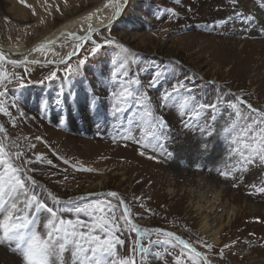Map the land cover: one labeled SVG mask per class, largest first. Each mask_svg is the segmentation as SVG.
Here are the masks:
<instances>
[{"label":"rangeland","instance_id":"1","mask_svg":"<svg viewBox=\"0 0 264 264\" xmlns=\"http://www.w3.org/2000/svg\"><path fill=\"white\" fill-rule=\"evenodd\" d=\"M101 1L0 0V46L30 48ZM92 40L101 45L96 53ZM2 54L0 72L7 79L0 80V142L6 155L0 154V161L19 168L15 175L25 182L16 216L33 220L30 227L42 236L47 232L50 215L35 203L25 207L23 193L36 195L62 219L79 221L80 231L110 239L115 253L110 259L116 264L122 259L135 264H263L264 164L255 159L240 167L237 162L241 152L247 156L251 151L245 145L253 144L244 126L255 121L254 131L264 128L259 116L264 111V0H129L121 16L66 63L28 68ZM81 59L85 63L78 74H68L69 84L64 68L77 67ZM156 70L165 71L150 85ZM52 71L57 78L46 80ZM181 84L180 95L197 106L183 115L163 99ZM62 86L78 92L82 101L94 94L92 110L56 108L52 100ZM124 87L134 98L118 95ZM145 104L166 125L160 147L148 143L146 126H134ZM199 105L218 107L200 111ZM234 111L249 119L237 121L236 133H223ZM206 123L214 127L202 135L199 129ZM198 141H207L209 151L201 153ZM132 155L144 157L149 175L114 170L112 162L126 167ZM5 168L0 162V173ZM229 171L227 177L220 175ZM203 179L210 186L199 183ZM69 201L86 211H72ZM204 222L207 233L201 230ZM156 228L162 232L147 231ZM157 239L161 243H154ZM21 258L14 242L0 243V264H21ZM64 261L78 264L70 252Z\"/></svg>","mask_w":264,"mask_h":264},{"label":"snow or ice","instance_id":"2","mask_svg":"<svg viewBox=\"0 0 264 264\" xmlns=\"http://www.w3.org/2000/svg\"><path fill=\"white\" fill-rule=\"evenodd\" d=\"M124 2L126 3L127 0H124ZM121 11V7L117 6L112 19L118 17L121 14ZM70 35L76 39H83L85 41L88 39V37H75L74 34ZM105 43L112 44L115 42L112 40H107ZM92 44L95 46L91 49V52L96 53L101 48V45L95 40H92ZM44 47V45H41L40 48L36 50L42 51ZM77 47H79V45ZM118 47H120L123 52H128V49L123 45H118ZM73 54L74 53L69 54V60ZM3 58V54L0 53V60ZM13 63L16 62L13 61ZM33 63H36V61H33ZM61 63H66V61H61ZM84 63L85 60L81 59L79 60L77 67H72L71 64H68L67 67L64 68L66 76H68V74H78L79 67L84 65ZM164 71L165 70H156L154 72L153 80L149 82L150 85L159 80L164 74ZM123 75L127 77L128 73L125 71ZM56 78L57 71H52L45 79L53 81ZM5 79H7V74L0 72V80ZM68 83L71 84L70 76H68ZM183 87L184 86L182 84L179 85V88L174 87L172 92L166 93L163 97L166 103H171L176 106L182 115L186 114L183 110H195L197 107L191 98L182 97L180 95V89ZM0 95H2V93H0ZM118 95L125 99L127 97L134 98V93L127 87H124ZM235 99L243 103L239 96H237ZM52 103L58 109L83 105L85 108L91 111L92 105L95 104V99L94 94L92 97L85 95L82 101L78 92H73L71 90L66 92L64 90V86H62L57 91ZM136 103L139 104L142 103V101L136 100ZM217 107V105H199L200 111H204L206 108H211L214 111ZM230 107L232 109H237L236 104H232ZM249 107L251 108L252 106L249 105ZM116 111H120L119 107H117ZM253 111L256 110L253 109ZM208 115L211 116L210 113ZM259 116L261 117L260 123L264 124V111L259 112ZM241 119L247 120L249 118L242 116L239 111H234L232 113L231 122L227 123V126L222 128V132L229 135L236 133L237 121ZM254 124L255 121L244 126V134L252 133L251 139L253 144L245 145L251 149L247 156H245L242 152L239 154L240 159L237 163L240 165V167H242L245 163H252L255 159H258L262 164H264V128H259L257 126L258 130L254 131ZM134 126L137 127V130H139L141 126H146L151 133L150 137H148L147 133L145 134L146 137H148V143L151 144L153 141H155L154 147H160V137L165 135L163 129L166 125L164 122L155 117L152 109H150L146 104L143 105L142 111L138 115V118L134 119ZM185 127L190 128L191 124L186 121ZM212 127L214 126L208 125L206 123L205 126L199 130L201 131V134L204 135L207 134ZM0 131H3L2 126H0ZM213 134L217 135L218 133ZM197 148L199 151H201V153L209 151L208 142L198 141ZM0 154L6 155L2 142H0ZM19 156H22V154H18V158ZM0 162L6 164V168L4 169L3 173H0V213H4L3 218L0 219V233H2L0 234V243L14 242L16 250L21 253V264H65L64 256L67 252L71 253V257L74 258L78 264H85V262H87V264H116L114 260L110 259L115 254L113 252L114 246L110 239L105 238L102 240L99 235L90 236L89 234L80 231L79 221L74 224L70 219H62L58 210L48 207L45 203L38 202L36 195L28 197L27 193H23L26 197L25 207H31L35 203L39 209L45 210L50 215L51 218L48 219L47 223L44 225V227L47 229V232L42 236L35 227H30V225H34L35 223L33 220H29L28 217L25 216H16L15 213L19 211L18 204L16 202L17 197L23 192V189L25 188V182L15 175L16 172L20 171L19 168H14L11 164H7L6 161ZM233 167L236 171L240 170V168L236 167L235 165ZM229 174L230 171L220 173V175L225 177H227ZM32 182L35 183L34 180ZM261 190L264 191V189ZM108 195L115 197L117 194L110 192ZM53 199L59 203L58 198L53 197ZM68 203L74 205L72 211L76 213L86 211L85 207L76 205L73 201H69ZM87 207L93 209L98 208L96 205H88ZM99 210L103 211L102 208ZM128 211L129 210L127 207H125L123 218L126 220V222ZM147 231L156 234H160L162 232V230L159 228ZM165 235L168 237H174L177 241L184 244L185 247H189L185 241L180 240V238L175 236L174 233L167 232ZM82 241L88 244L87 248L84 247ZM117 243L123 245L124 241L117 240ZM154 243H161V241L157 239L154 241ZM208 247L211 248V245H208ZM133 251H135V247L133 248ZM143 251L144 249L141 247V252ZM89 252L91 255H89ZM199 255L200 253H197V256ZM205 259L207 258L205 257ZM119 264H135V261L133 259H122L119 261Z\"/></svg>","mask_w":264,"mask_h":264},{"label":"bare ground","instance_id":"3","mask_svg":"<svg viewBox=\"0 0 264 264\" xmlns=\"http://www.w3.org/2000/svg\"><path fill=\"white\" fill-rule=\"evenodd\" d=\"M128 1L129 0L125 3L124 0H102L98 6L93 7L80 16L58 26L51 34L41 38V40L37 41L30 48L20 49L18 47L0 46V50H3L4 54L9 58H16L24 62L28 68L59 64L61 61L68 58L69 54H75L79 51L98 31L116 21L125 10ZM117 6L121 7V14L118 17H115V19H112ZM70 34H74L75 37H88V39L86 41L83 39H76ZM41 45H44L45 47L42 51H37L36 49L40 48ZM78 45L79 47H77ZM33 61H36V63H33ZM143 158L144 157L142 156L135 157L132 155L129 158V160H131L129 163L130 165L127 164L126 167H119V165H116L114 162H112L111 165L114 167V170L118 168L121 172H123L122 170L126 172L132 171L134 173L136 172V174L138 173L147 176L151 173V170L146 166L147 161ZM185 178L187 179V177H184V180ZM187 181L188 183H191L192 179L189 181L188 178ZM199 183L208 184L205 179H203V181L200 180ZM195 204L198 206L197 203ZM198 209L203 211L200 207ZM207 227L208 225L206 222L202 223V232L207 233Z\"/></svg>","mask_w":264,"mask_h":264},{"label":"water","instance_id":"4","mask_svg":"<svg viewBox=\"0 0 264 264\" xmlns=\"http://www.w3.org/2000/svg\"><path fill=\"white\" fill-rule=\"evenodd\" d=\"M0 52H3V50H0ZM4 53V52H3Z\"/></svg>","mask_w":264,"mask_h":264}]
</instances>
